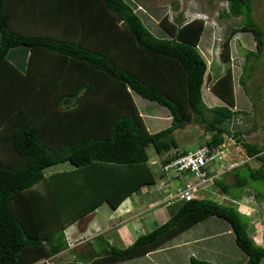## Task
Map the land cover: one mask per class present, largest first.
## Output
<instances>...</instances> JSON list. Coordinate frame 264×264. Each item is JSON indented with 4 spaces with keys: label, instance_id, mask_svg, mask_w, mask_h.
<instances>
[{
    "label": "trees",
    "instance_id": "trees-1",
    "mask_svg": "<svg viewBox=\"0 0 264 264\" xmlns=\"http://www.w3.org/2000/svg\"><path fill=\"white\" fill-rule=\"evenodd\" d=\"M252 4L226 0L219 15L238 23L221 43L225 71L211 88L225 105L208 108L201 98L206 64L196 49L202 21L163 18L159 26L169 38L158 39L124 0H0V130L12 155L10 161L0 158V264H35L58 255L68 248L65 228L103 203L116 210L130 195L155 184L162 174L148 164L146 149L151 146L158 157L177 152L175 131L196 123L209 136L206 144L215 148L240 116L254 128L264 120V95L254 99L246 87L264 56V30L253 20ZM19 17L40 31L16 32L13 21ZM237 33L251 34L255 45L254 51H239L238 83L250 113L232 110L230 41ZM23 49L28 56L21 71L9 56ZM131 93L167 109L170 125L149 133ZM240 135L230 137L259 166L233 169L230 185L215 181L214 187L233 201L247 189L254 191L249 180H264V146L245 143ZM61 164L71 169L44 175ZM40 183L50 196L46 189L45 194L34 189ZM254 192L263 202L264 194ZM174 206L165 223L128 247L97 236L87 243V260L76 255L72 264H116L145 256L209 218L229 225L246 256L244 264L264 258V245L254 243L249 223L231 206L200 195ZM189 264L212 263L190 258Z\"/></svg>",
    "mask_w": 264,
    "mask_h": 264
},
{
    "label": "crops",
    "instance_id": "crops-1",
    "mask_svg": "<svg viewBox=\"0 0 264 264\" xmlns=\"http://www.w3.org/2000/svg\"><path fill=\"white\" fill-rule=\"evenodd\" d=\"M127 1L134 5L132 8L134 12L143 17L144 23H147V27L151 30H155V26L160 28L159 22L163 18H167L168 23H175L176 20L177 23L178 21L181 23H189L194 20H198L193 13H190L188 10L181 11L182 9L177 7L175 4L172 6L171 11L170 5L174 2L169 3L168 1L167 4V2L159 1L152 5H144L141 4L140 0ZM18 19H20V17L14 19L13 27L15 29L26 30L25 24L28 25V18H25V20L23 19V22H20ZM218 29L219 27H215L208 21H203V31L198 45L196 46L197 51L206 64V73L201 87V98L205 106L208 108L225 105L222 100L216 97L211 91V88L214 86L217 79L222 76L225 71V65L221 63L219 58L220 46L224 39L221 35V30ZM204 30H208L209 35H206V37L204 35L203 38ZM237 34L234 35L230 41V69L232 73V85L235 101V107L232 108L233 111H241L237 105V92L239 90L236 86L239 84L238 79L240 72L236 75V70L232 63V49L235 50L234 44L237 43V40L240 38ZM216 38H219L221 41L217 42ZM201 43H203V47L201 46ZM10 54H12L13 57L11 58V56H9V61L23 71L28 52L23 49L14 51V53ZM240 101L241 103L244 102L242 95L240 97ZM160 108L161 107L159 106V108L153 112V115L150 116L152 119H149L151 121L148 125L144 122L142 112H139L149 133L158 132L170 125L171 118L169 111L163 107L162 108L164 110ZM248 111H250V104L249 109L244 112ZM150 125L153 127L150 128ZM150 129H153V131ZM140 196H142L141 192L130 195L118 206L115 211L110 209L108 205L106 206V203H103L93 212L87 214L65 228L64 236L68 245L66 250L48 260H42L35 264H49L51 259L56 260V264H72L73 262L75 263L76 255L87 259V253L90 249V247L87 246V243L92 242V240L97 236H103L112 246L113 244L119 242L126 246L129 243L131 244L139 235L148 233L154 228L165 223L167 220L163 216V208L158 207L156 210H151V207L154 206L151 203L152 200L150 198L148 199V197L146 198L144 196ZM239 201H233L238 202L237 209L239 212L245 214L247 211H251V208L244 202V199L240 204ZM100 207L104 208L105 211L107 208L108 212L104 215L101 214ZM116 211H118V214H115ZM150 211H154L152 215L153 218L151 215L143 217ZM103 220L105 221L103 222ZM82 221L85 223L82 227H80ZM258 226L256 225L257 228L262 227L261 225L260 227ZM145 228L146 230L143 231ZM116 229H118L117 232H115ZM249 229L252 230L250 225L248 231ZM252 232L251 238L254 240V243L258 246H263L264 238L260 235L261 231L257 229L252 230ZM118 233L119 236L117 237ZM129 238H131L132 242H128ZM234 244V235L229 225L217 218H209L182 232L178 236L169 240L161 248L152 251L145 256L116 264H189L190 258H195L212 264H244L246 256L241 251H237L238 249H235ZM75 247L82 248L76 252L77 249ZM63 254H68V256L64 255V257H62ZM50 264H53V262H50ZM260 264H264V258L261 260Z\"/></svg>",
    "mask_w": 264,
    "mask_h": 264
},
{
    "label": "rangeland",
    "instance_id": "rangeland-1",
    "mask_svg": "<svg viewBox=\"0 0 264 264\" xmlns=\"http://www.w3.org/2000/svg\"><path fill=\"white\" fill-rule=\"evenodd\" d=\"M124 1L131 8L134 7V5L131 2H129L127 0H124ZM159 1L167 2V4H168V1H169V3L174 2L173 4L170 5L171 11H172V6L175 4V5H177V7L182 9L181 11H187L188 10L190 13H193V14L202 13L203 16H205L207 18V21L210 24H213L215 27L216 26L219 27V29L221 30V35H222L223 39H225L226 35H228L232 29L236 28L237 23H238V19H234V18L226 19V18H220L219 17L221 12L226 9V0H140L141 4H144V5H152V4H155ZM252 5H253V20L255 22H257L264 30V0H253ZM138 16L141 19V21L143 22L144 26L148 29V31L154 37H156L158 39H168L169 38L168 34L164 30H162L156 26H155V30H151L150 28H148L147 23H144V21H143V17H141L140 15H138ZM153 26H154V24H153ZM25 28H26V30L15 29V31L20 32V33H25V34H28V33L35 34L38 31H40L36 27L31 26L30 24H28V25L25 24ZM204 35H205V37H206V35H209V31L204 30L203 38H204ZM237 35H239L240 38H239V40H237V43L234 44L235 50L232 49V63H233V66L235 67L236 75H238V73L240 72V66H241L242 60H243V57L239 54V51L240 50H248V51H254L255 50L254 40H253V37L251 34L240 33ZM55 37L61 38L62 36H60V34H57ZM201 46L202 47L204 46L203 43H201ZM263 79H264V56L258 61L255 68L251 72L250 78L246 82V87L249 89V91H250L249 93L252 96V98L257 99L260 93H261L262 98H263V95H264V80ZM259 85H261L260 89L258 88ZM236 86H237V89L239 90L237 92L238 108L241 111L242 110L246 111L247 109H249L248 98L244 97V95L242 93L241 86L239 84ZM241 95L244 98L243 103H241V101H240ZM101 96H102V94H101ZM132 100H133L135 106L137 107L138 111L142 112L144 122L148 125L149 122L151 121L149 119H152V117H150V116L153 115V112H155L156 109L159 108V106L155 103H151L149 101H146V100L142 99L141 97L136 96L135 94H132ZM160 109L164 110L162 107ZM247 113H250V111H248ZM263 113H264V111H263ZM155 128H157V127H155ZM150 130L153 131V129H150ZM227 130L230 134H228V136L224 137V142L221 145L222 150H223L224 154L226 155L225 160L215 161L216 164L212 166V172H213V169H214V171H219L222 169L221 166L227 167L230 164H236L237 166L234 169H237V170L243 169V167L245 165L249 166L253 170L256 169L259 166V163L253 159L248 158L244 149L241 147V145L238 144L233 138H231L230 135L235 134V133H240L241 134L240 139L243 142L249 143V144H256L259 147H263L264 146V120L263 121L258 120L257 127L254 128L253 126H251L249 121H245L243 119V117L240 116L239 120L236 123L227 125ZM2 131L3 130H0V133H1V135H0V158L4 161H10L12 155L8 151L7 145L2 140V138L4 136V132H2ZM174 138H175V140L178 144V147H179L177 152L171 151L168 154L161 155L160 157H158L156 155L154 149L151 146H149L146 149V153L149 157V161H148L149 165L156 163V165L159 167V164L163 163L164 159L171 157L174 153H178L179 151H181V152L182 151L183 152L194 151L202 143L209 140V136L206 135L204 133L203 129L196 123L195 124L192 123L182 130L175 131L174 132ZM70 169H71V167L69 164L56 165V166H53V167L46 169L44 171V175L50 176L52 174L61 173L62 171L70 170ZM156 176H157L156 183L162 182L164 180L163 178L161 179L160 177H158V175H156ZM180 178L183 179V177H180ZM220 179L225 184L230 185L233 182L232 170L230 173L224 174ZM249 181H250L249 187L251 189H253L256 192H259L260 194H264V180H256V181L249 180ZM34 188L38 189L42 193L44 192V194H45V191H43V190L46 189V190H48L46 193V196L51 195L50 189L46 188L44 184L40 183L39 185H36ZM153 188H149V187L147 188L146 187V188L142 189V191H141L142 196H140V197L144 196L146 198L148 197V199L149 198L152 199L151 203H152V205H155V206L151 207L152 208L151 210H154V209L156 210L158 207L163 208L162 209L163 216L166 218V220H168L172 216V213L174 211L173 207H175L174 205H177L178 203L174 204L172 207H170V206L163 207L164 206V204H163L164 199L157 193V190L153 189ZM169 189L172 190V184L170 185ZM150 190H152L151 194H150ZM254 191H252L250 189L245 190L241 196V200L239 201V204L244 199V202L247 203V205L251 208V211H247V213H248L247 215L249 217L242 215V218L247 223L250 222L249 225L251 226L252 230H257V229L260 230L261 231L260 235H262V237L264 238V201L263 202L256 201V199L254 198V195H255ZM200 198L201 199H209L212 201L214 200L218 204L231 206L232 208H234L238 211V209H237L238 208V202H233L228 197L222 195L217 187L213 186L210 189H208L207 191L201 192ZM137 202H138V200H137ZM157 202H159L160 204L158 205ZM106 206H107V204H106ZM100 208H101L100 209L101 214L104 215L108 212L107 208H106V211L104 210V208H102V207H100ZM113 211H115V210H113ZM153 213H154V211L153 212L150 211L148 214L144 215L143 217H146L148 215L152 216ZM239 213H241V212H239ZM115 214H118V211H116ZM152 218H153V216H152ZM104 221L105 220H103V222ZM84 223L85 222L82 221L80 224V227H82ZM256 225L257 226L259 225L258 227H260V225H261L262 227L257 228ZM145 230H146V228L143 231H145ZM252 230L249 229V231H248V234L250 237L252 236V233H253ZM117 231H118V229L115 230V232H117ZM118 236H119V233L117 234V237ZM133 238H135V237H133ZM130 241H131V238H129L128 242H130ZM128 245H126V246L128 247ZM113 246L117 247V248H125L126 247L124 244H122L120 242L113 244ZM234 247H235V249H238V248H236L235 244H234ZM75 248L77 249L76 250V252H77V251L81 250L82 247L81 248L75 247ZM237 251L240 252L239 249ZM64 255L68 256V254H63L62 257H64ZM81 259L84 261L87 260L85 258H81ZM55 261L56 260L51 259L50 262H53V264H56ZM63 261H65V260H63ZM50 262H49V264H50Z\"/></svg>",
    "mask_w": 264,
    "mask_h": 264
},
{
    "label": "built area",
    "instance_id": "built-area-1",
    "mask_svg": "<svg viewBox=\"0 0 264 264\" xmlns=\"http://www.w3.org/2000/svg\"><path fill=\"white\" fill-rule=\"evenodd\" d=\"M206 142L192 152L178 153L172 160L159 165L162 174L161 179L164 180L157 183L155 189L164 199L163 204L165 206L197 197L201 192L213 187L215 181L222 175L229 173L237 166L230 164L219 171L213 169L212 172V166L216 164L215 161L222 160L225 154L222 146L212 148ZM171 184L172 190L169 189ZM157 204L160 203L157 202Z\"/></svg>",
    "mask_w": 264,
    "mask_h": 264
},
{
    "label": "clouds",
    "instance_id": "clouds-1",
    "mask_svg": "<svg viewBox=\"0 0 264 264\" xmlns=\"http://www.w3.org/2000/svg\"><path fill=\"white\" fill-rule=\"evenodd\" d=\"M195 15V17L198 19V20H200V21H207V18L205 17V16H203V14H201V13H196V14H194ZM218 30H220V29H218ZM219 35V34H218ZM216 41L217 42H220L221 40L219 39V38H216ZM188 152H192V151H187V152H181V151H179L178 153H188ZM178 153H174L172 156H171V159H169L168 161H170V160H172L173 158H175L176 156H177V154ZM160 157V156H159ZM225 157H226V155H225ZM225 157L222 159V160H224L225 159ZM167 161V162H168ZM164 162V161H163ZM164 163H166V162H164ZM160 164H162V163H160ZM159 164V165H160ZM150 166L151 167H153V169L155 170V169H157L159 172H160V166L158 167L157 165H156V163H153V164H150ZM159 176V175H158ZM223 176V175H222ZM221 176V177H222ZM220 179V178H219ZM157 183H155V184H153V185H151L149 188H153V189H155V187L157 186L156 185ZM146 188V187H145ZM148 188V187H147ZM142 191V190H141ZM140 191V192H141ZM152 192H151V190H150V194H151ZM150 197V196H149ZM152 200V199H151ZM181 203V202H180ZM179 204V203H178ZM155 206V205H154ZM165 206V205H164ZM173 205H171L170 207H172ZM248 213L246 212L245 214H242V215H245V216H247V217H249L248 215H247Z\"/></svg>",
    "mask_w": 264,
    "mask_h": 264
}]
</instances>
